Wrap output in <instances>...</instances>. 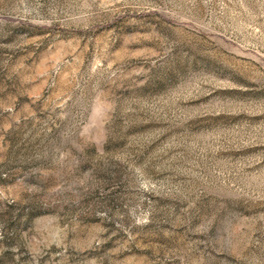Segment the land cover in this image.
Masks as SVG:
<instances>
[{"label":"rangeland","instance_id":"obj_1","mask_svg":"<svg viewBox=\"0 0 264 264\" xmlns=\"http://www.w3.org/2000/svg\"><path fill=\"white\" fill-rule=\"evenodd\" d=\"M0 264H264V0H0Z\"/></svg>","mask_w":264,"mask_h":264}]
</instances>
